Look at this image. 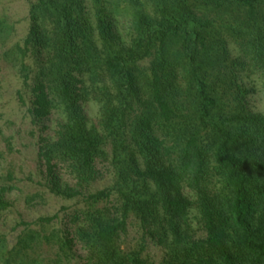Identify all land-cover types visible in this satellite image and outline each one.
Here are the masks:
<instances>
[{
    "label": "trees",
    "instance_id": "1",
    "mask_svg": "<svg viewBox=\"0 0 264 264\" xmlns=\"http://www.w3.org/2000/svg\"><path fill=\"white\" fill-rule=\"evenodd\" d=\"M115 16L129 21L128 42ZM29 18L16 48L33 83L29 113L63 114L38 156L50 191L86 206L58 250L73 257L79 245L82 264H264V114L249 110L242 83L264 87V0H37ZM91 101L97 127L83 111ZM105 162L113 185L84 195ZM131 220L141 243L123 249ZM36 241L21 237L3 264H43L30 257ZM147 242L159 263L144 256Z\"/></svg>",
    "mask_w": 264,
    "mask_h": 264
},
{
    "label": "rangeland",
    "instance_id": "2",
    "mask_svg": "<svg viewBox=\"0 0 264 264\" xmlns=\"http://www.w3.org/2000/svg\"><path fill=\"white\" fill-rule=\"evenodd\" d=\"M37 0H0V189L6 190L4 200L9 206L0 211V264L6 252L12 250L21 237L30 233L37 236L30 257L43 264H82L84 253L79 245L73 257L58 250L57 237L72 229L70 222L76 211L84 210L82 198L65 199L50 191L45 168L38 156L39 139L55 140L63 114L54 110L41 122H34L31 108L32 79L24 84L21 61L16 48L23 45L30 28L29 12ZM115 30L123 42L131 37L129 21L115 16ZM28 65L31 61L26 62ZM33 76V75H32ZM31 76V77H32ZM243 85L249 91L250 111L264 114V87L255 77H244ZM89 125L98 126L99 107L93 101L83 106ZM109 151V149H108ZM99 176L84 195L96 193L113 185L114 174L109 162L97 164ZM62 186L74 187L75 181L63 169L58 170ZM115 201V198H112ZM104 206V205H102ZM110 206V205H108ZM58 215L49 225L38 223L40 218ZM190 230L202 237L200 225L192 218ZM141 243L138 223L131 220L121 240L123 249H134ZM65 255V256H64ZM144 256L159 263L163 252L152 243H146Z\"/></svg>",
    "mask_w": 264,
    "mask_h": 264
}]
</instances>
